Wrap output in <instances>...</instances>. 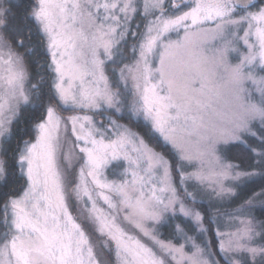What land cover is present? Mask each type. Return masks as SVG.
Returning <instances> with one entry per match:
<instances>
[{
  "label": "snow or ice",
  "instance_id": "snow-or-ice-1",
  "mask_svg": "<svg viewBox=\"0 0 264 264\" xmlns=\"http://www.w3.org/2000/svg\"><path fill=\"white\" fill-rule=\"evenodd\" d=\"M0 264H264V0H0Z\"/></svg>",
  "mask_w": 264,
  "mask_h": 264
}]
</instances>
